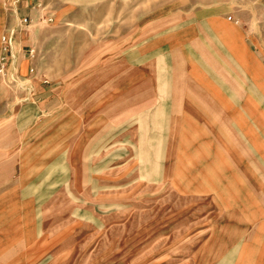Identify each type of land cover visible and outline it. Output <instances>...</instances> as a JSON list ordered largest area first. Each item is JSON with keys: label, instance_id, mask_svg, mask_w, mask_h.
<instances>
[{"label": "rangeland", "instance_id": "obj_1", "mask_svg": "<svg viewBox=\"0 0 264 264\" xmlns=\"http://www.w3.org/2000/svg\"><path fill=\"white\" fill-rule=\"evenodd\" d=\"M4 34L0 264H264V0H0Z\"/></svg>", "mask_w": 264, "mask_h": 264}, {"label": "built area", "instance_id": "obj_2", "mask_svg": "<svg viewBox=\"0 0 264 264\" xmlns=\"http://www.w3.org/2000/svg\"><path fill=\"white\" fill-rule=\"evenodd\" d=\"M51 19V18H50ZM29 21L28 17H24L22 19L23 23H27ZM2 48L0 52V74H4L7 70V67L10 63V54H11V46H12V39L9 35L4 34L2 37ZM36 54L35 48L30 49V56L34 57ZM33 70V69H31Z\"/></svg>", "mask_w": 264, "mask_h": 264}, {"label": "crops", "instance_id": "obj_3", "mask_svg": "<svg viewBox=\"0 0 264 264\" xmlns=\"http://www.w3.org/2000/svg\"><path fill=\"white\" fill-rule=\"evenodd\" d=\"M13 45V44H12ZM15 57H17V59L19 60V53H17V54H15ZM13 58H14V55H13V46H11V54H10V63H9V66H10V64H11V60H12V62H13ZM29 59L27 58V59H24V61H23V63H22V65L24 66V63H25V61H28Z\"/></svg>", "mask_w": 264, "mask_h": 264}]
</instances>
